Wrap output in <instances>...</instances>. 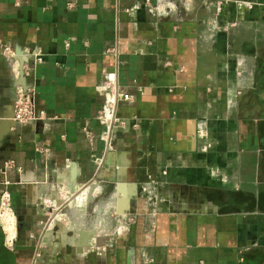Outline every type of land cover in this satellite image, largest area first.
I'll list each match as a JSON object with an SVG mask.
<instances>
[{
  "label": "crops",
  "instance_id": "1",
  "mask_svg": "<svg viewBox=\"0 0 264 264\" xmlns=\"http://www.w3.org/2000/svg\"><path fill=\"white\" fill-rule=\"evenodd\" d=\"M5 189L0 264H264V0H0Z\"/></svg>",
  "mask_w": 264,
  "mask_h": 264
},
{
  "label": "built area",
  "instance_id": "2",
  "mask_svg": "<svg viewBox=\"0 0 264 264\" xmlns=\"http://www.w3.org/2000/svg\"><path fill=\"white\" fill-rule=\"evenodd\" d=\"M2 54L13 77L10 118L14 124L34 123L44 116V110L36 104L34 82L30 80L34 66L42 62V53L36 47L18 52L16 46L5 45ZM120 98L131 99L132 95L124 93ZM198 135L202 136L203 130H199ZM11 163L8 161L6 165ZM0 223L5 232V243L11 247L16 236V218L11 206V194L7 189L0 192Z\"/></svg>",
  "mask_w": 264,
  "mask_h": 264
},
{
  "label": "water",
  "instance_id": "3",
  "mask_svg": "<svg viewBox=\"0 0 264 264\" xmlns=\"http://www.w3.org/2000/svg\"><path fill=\"white\" fill-rule=\"evenodd\" d=\"M71 199H72V198H71ZM71 199H70V200H71Z\"/></svg>",
  "mask_w": 264,
  "mask_h": 264
}]
</instances>
